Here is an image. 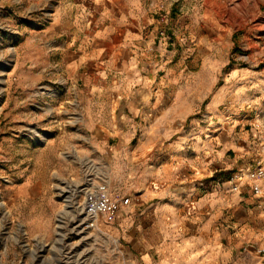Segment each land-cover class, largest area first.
<instances>
[{"label":"rangeland","instance_id":"obj_1","mask_svg":"<svg viewBox=\"0 0 264 264\" xmlns=\"http://www.w3.org/2000/svg\"><path fill=\"white\" fill-rule=\"evenodd\" d=\"M144 2L158 18L188 15L183 28H193L184 32V48L189 44L196 54L198 45L203 55L224 64L207 103L223 91L216 108L229 110L238 101L234 95L245 90L239 110L226 116H233L228 128L235 129L230 132L234 143L242 142L243 132L251 138L245 147L226 153L221 172L230 178L242 166L253 167L251 129L254 119L264 118V0ZM96 11L92 0H0V264H134L110 229L115 221L100 218L90 226L85 213L88 187L106 183L112 199L128 197L109 183L118 160L106 144L119 136L89 130L87 119L103 116L84 113L108 101L92 95L97 86L83 83L84 70L65 59L67 50L97 44V20L89 17ZM90 23L92 32L86 34ZM174 37L170 34L169 40ZM235 68L250 72L241 88L234 82L225 85ZM222 119L210 115L202 123Z\"/></svg>","mask_w":264,"mask_h":264},{"label":"crops","instance_id":"obj_2","mask_svg":"<svg viewBox=\"0 0 264 264\" xmlns=\"http://www.w3.org/2000/svg\"><path fill=\"white\" fill-rule=\"evenodd\" d=\"M92 2L97 13L89 17L97 20L98 42L67 50L65 59L84 70L83 83L97 86L92 95L108 101L84 108L86 116H103L88 118V129L119 136L106 144L118 160L109 183L130 203L110 226L112 233L121 237L134 264H264V180L254 181L249 172L264 167V118L254 119L251 129L254 166H242L229 178L221 172L226 153L251 138L243 132L242 142L234 143L235 129L228 128L233 116H226L239 110L245 90L234 95L238 101L229 110L216 108L223 91L207 103L224 64L203 55L198 45L196 54L189 44L184 48V32L193 28H183L188 15L155 17L144 0ZM86 31L92 32L91 23ZM248 73L231 69L225 85L241 88ZM249 84L254 89V78ZM210 115L225 119L202 123Z\"/></svg>","mask_w":264,"mask_h":264},{"label":"built area","instance_id":"obj_3","mask_svg":"<svg viewBox=\"0 0 264 264\" xmlns=\"http://www.w3.org/2000/svg\"><path fill=\"white\" fill-rule=\"evenodd\" d=\"M250 177L254 181L264 180V167L257 166L249 170ZM254 194L260 192V186L256 183L253 186ZM85 213L90 220L89 225L94 226L98 219H102L106 223H112L116 220L118 213L123 206L129 204L128 197L112 199L108 193L106 183L98 184L93 189L86 188L84 191Z\"/></svg>","mask_w":264,"mask_h":264}]
</instances>
